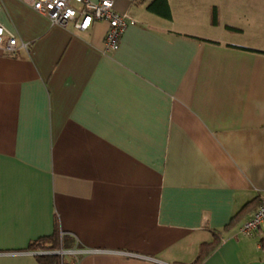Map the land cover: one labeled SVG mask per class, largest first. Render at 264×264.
<instances>
[{
    "label": "crops",
    "instance_id": "crops-1",
    "mask_svg": "<svg viewBox=\"0 0 264 264\" xmlns=\"http://www.w3.org/2000/svg\"><path fill=\"white\" fill-rule=\"evenodd\" d=\"M150 1L112 0L135 22L105 52L106 21L0 0V264H192L211 241L201 264H264V225L239 230L264 198V25ZM53 231L72 246L30 248Z\"/></svg>",
    "mask_w": 264,
    "mask_h": 264
},
{
    "label": "built area",
    "instance_id": "built-area-1",
    "mask_svg": "<svg viewBox=\"0 0 264 264\" xmlns=\"http://www.w3.org/2000/svg\"><path fill=\"white\" fill-rule=\"evenodd\" d=\"M33 10L44 14L52 25L66 26L72 24L77 30L88 29L93 21H106L108 27L103 37L104 51L115 50L120 36L135 19L128 13H120L113 9L112 0H19ZM1 8V4H0ZM15 34L0 24V55L14 54L18 48ZM24 46V43H21ZM264 225V198L243 221L239 230L242 234L252 236Z\"/></svg>",
    "mask_w": 264,
    "mask_h": 264
},
{
    "label": "trees",
    "instance_id": "trees-1",
    "mask_svg": "<svg viewBox=\"0 0 264 264\" xmlns=\"http://www.w3.org/2000/svg\"><path fill=\"white\" fill-rule=\"evenodd\" d=\"M147 9L157 14H160L165 18H170V11L168 8L167 0H152L147 4ZM211 22L213 24L217 22L215 8L212 11ZM71 246H72V240L69 239L66 240L65 238H63V240H59L57 232L53 231L50 235L38 237L37 239H35L33 244L30 246V248L32 250L50 252L59 249V247L68 248ZM215 246H216L215 241L202 243L199 246L197 256L192 264H201V262L209 254V252L213 250ZM37 258L41 262H48L52 264H70L64 260L63 256H59L58 254H54V253L41 254L38 255ZM71 264H75V263L72 262Z\"/></svg>",
    "mask_w": 264,
    "mask_h": 264
},
{
    "label": "rangeland",
    "instance_id": "rangeland-1",
    "mask_svg": "<svg viewBox=\"0 0 264 264\" xmlns=\"http://www.w3.org/2000/svg\"><path fill=\"white\" fill-rule=\"evenodd\" d=\"M225 3L227 0H220ZM233 3V9L227 12L232 19L236 20L242 26H246L244 22L250 17L255 16L259 21L258 24L264 25V1L261 0H240L237 5L236 0ZM257 24V23H256ZM264 28V27H262Z\"/></svg>",
    "mask_w": 264,
    "mask_h": 264
}]
</instances>
